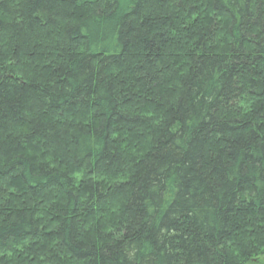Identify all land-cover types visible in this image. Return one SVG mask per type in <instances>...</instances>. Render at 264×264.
I'll list each match as a JSON object with an SVG mask.
<instances>
[{
  "label": "trees",
  "instance_id": "trees-1",
  "mask_svg": "<svg viewBox=\"0 0 264 264\" xmlns=\"http://www.w3.org/2000/svg\"><path fill=\"white\" fill-rule=\"evenodd\" d=\"M259 258L264 0H0V264Z\"/></svg>",
  "mask_w": 264,
  "mask_h": 264
},
{
  "label": "rangeland",
  "instance_id": "rangeland-1",
  "mask_svg": "<svg viewBox=\"0 0 264 264\" xmlns=\"http://www.w3.org/2000/svg\"><path fill=\"white\" fill-rule=\"evenodd\" d=\"M264 263V258H259L257 261H255L254 264H262Z\"/></svg>",
  "mask_w": 264,
  "mask_h": 264
}]
</instances>
